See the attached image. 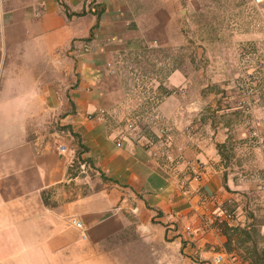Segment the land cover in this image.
<instances>
[{"label":"crops","instance_id":"crops-1","mask_svg":"<svg viewBox=\"0 0 264 264\" xmlns=\"http://www.w3.org/2000/svg\"><path fill=\"white\" fill-rule=\"evenodd\" d=\"M178 6V0H4L0 264H116L106 243L126 226L190 264H213L217 254L220 264H251V242L228 240L234 227L256 225L264 248V223H256L245 188L226 181L217 139L202 132L199 102L168 93L154 128L129 130L114 91L106 89L108 68L141 44L144 24L164 28L162 15ZM80 41L91 50L73 56L71 46ZM170 80L179 82L180 74ZM163 135L174 164L158 148ZM58 145L83 153L94 172L69 182Z\"/></svg>","mask_w":264,"mask_h":264},{"label":"rangeland","instance_id":"rangeland-1","mask_svg":"<svg viewBox=\"0 0 264 264\" xmlns=\"http://www.w3.org/2000/svg\"><path fill=\"white\" fill-rule=\"evenodd\" d=\"M178 3L174 13L169 8L162 15L164 28L144 24L141 44L108 68L106 89L114 91L129 130L154 128L156 108L168 93L195 98L197 117L207 123L202 132L217 139L226 181L245 188L256 223H264V1ZM3 5L0 0V17ZM2 32L0 23V49ZM3 63L0 50V85ZM175 71L180 80L173 83ZM106 248L116 264H190L167 245L141 239L131 226Z\"/></svg>","mask_w":264,"mask_h":264},{"label":"built area","instance_id":"built-area-1","mask_svg":"<svg viewBox=\"0 0 264 264\" xmlns=\"http://www.w3.org/2000/svg\"><path fill=\"white\" fill-rule=\"evenodd\" d=\"M264 0H255L256 3H261ZM91 50V46L88 42L86 41H80V42H75L72 44L70 52L72 53L73 56L80 57L84 54H88ZM129 129L132 128V125L128 126ZM159 141V146L165 148V154L163 155V160L165 162H169L171 164H174L175 161L172 159L173 152L171 150V140L169 137H164L161 136ZM117 146H120L118 143ZM57 152L65 159L66 165L70 171V176L68 178V181L71 182L75 178L81 177V176H87L90 173L94 172L93 167L91 166L90 162L88 161L87 158H85L81 152H76L74 149H69L66 146L63 145H58L57 146ZM152 158L154 160H158L161 157H159L155 152H152L151 154ZM199 174H196V177H198ZM179 185L184 188L186 185V181L183 179L179 182ZM136 210H133V213H135ZM225 220L231 221L232 216L231 215H226ZM73 226L76 227L77 229H81V224L79 221H73L72 222ZM223 260L222 255L217 254L215 258L213 259V264H220Z\"/></svg>","mask_w":264,"mask_h":264},{"label":"trees","instance_id":"trees-1","mask_svg":"<svg viewBox=\"0 0 264 264\" xmlns=\"http://www.w3.org/2000/svg\"><path fill=\"white\" fill-rule=\"evenodd\" d=\"M66 14L68 17L71 16L69 13H67V10H66ZM255 226L256 225H252L249 231H247L246 229H242L240 227H234L230 229L226 228L229 231L227 237L229 240L231 236H236L239 238L238 241L240 243H245L250 241L251 247L246 249V254L249 256L251 264H264V248L258 247V244L263 240V238ZM227 247L228 245L226 243V248Z\"/></svg>","mask_w":264,"mask_h":264}]
</instances>
